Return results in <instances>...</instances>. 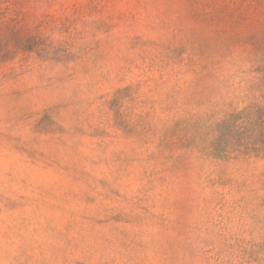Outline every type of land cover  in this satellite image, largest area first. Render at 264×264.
Here are the masks:
<instances>
[{
	"label": "rangeland",
	"instance_id": "rangeland-1",
	"mask_svg": "<svg viewBox=\"0 0 264 264\" xmlns=\"http://www.w3.org/2000/svg\"><path fill=\"white\" fill-rule=\"evenodd\" d=\"M0 264H264V0H0Z\"/></svg>",
	"mask_w": 264,
	"mask_h": 264
}]
</instances>
